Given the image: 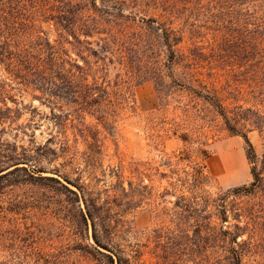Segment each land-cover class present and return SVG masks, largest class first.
Wrapping results in <instances>:
<instances>
[{
	"label": "rangeland",
	"instance_id": "rangeland-1",
	"mask_svg": "<svg viewBox=\"0 0 264 264\" xmlns=\"http://www.w3.org/2000/svg\"><path fill=\"white\" fill-rule=\"evenodd\" d=\"M80 2L74 38L47 19L59 0H0V13L22 6L35 20L30 32L65 42L80 65L90 62L88 82L73 90L0 82V165L19 156L31 171L114 200L125 221L123 238L143 246L148 264L157 262L149 236L184 229L176 203L193 199L212 213L225 210L231 224L241 217L254 245L244 263L264 264V0ZM159 24L176 31L175 52ZM85 30H93L92 37L85 38ZM205 95L220 98L237 131ZM243 134L255 149L254 164ZM253 166L261 187L250 195L233 192L251 185ZM24 176L1 181L0 264L36 262L33 246L62 252L71 264H93L72 250L93 240L77 236L64 191L54 181L21 183ZM21 202L24 208L12 214ZM19 229L26 242L17 251L11 239Z\"/></svg>",
	"mask_w": 264,
	"mask_h": 264
},
{
	"label": "trees",
	"instance_id": "trees-1",
	"mask_svg": "<svg viewBox=\"0 0 264 264\" xmlns=\"http://www.w3.org/2000/svg\"><path fill=\"white\" fill-rule=\"evenodd\" d=\"M74 1L59 0L58 6H50L54 9L48 10L50 16L47 19L55 20L63 30L73 33L76 38L74 31L78 23L77 16L83 9L81 6L83 2ZM23 11L24 8L17 4L16 7L4 8L0 13V82L8 87L16 83L23 87H41V89L70 87L72 90L88 82L89 75L86 72L90 70V62L84 60L85 66L80 65L71 57L70 51L64 45L65 42L53 44L48 37L41 35L43 31L30 32L32 28L30 23H34L35 20L26 16ZM159 26L162 31L161 38L172 52H175L173 46L178 43L172 35L176 31L163 24ZM92 32L93 30H85L83 35L85 38L92 37ZM66 41L73 45L68 39ZM78 42L81 43V40ZM84 43L91 44L88 40ZM92 52L95 53L93 50ZM93 80L95 81V78ZM203 97L217 109L229 129L232 132L237 131L220 98L217 95ZM243 137L249 148L248 159L254 164L257 159L255 149L248 136L243 134ZM12 159L10 164L0 165V197L6 186L1 181L8 175L24 172L26 178L21 183L29 185L44 186L40 181H54L59 185L60 190L64 191L66 204L72 206L67 211L70 214L68 216L70 221L74 222L73 228L77 236L93 240L92 244L79 243L72 250L88 257L93 264H148L144 259L143 246L139 243L132 244L123 238L120 228L125 221L123 222V217L116 212L114 200L112 202L110 199L103 201L95 198L78 183H71L77 188L74 190L57 178L42 176L43 170L38 172L29 170L24 166L27 162L19 156ZM252 174L254 181L249 187L237 188L233 192L250 195L259 189L263 178L256 166H253ZM143 187L152 191L151 187ZM221 201L225 204V198H221ZM1 204L0 199V207ZM13 207L11 213L19 214L24 208V203L21 202ZM176 207L183 211L180 214L176 212V215L184 219V229L181 226H175L176 229L167 227L154 230L149 236V240L154 244L156 264H245L244 261L253 252L254 245L251 238L246 237L248 226L242 225L241 217L236 218V222L231 224L225 210L223 214L212 213L209 205H200L198 199H193L182 206L176 203ZM19 230H15L18 232L15 238L11 239L12 242L14 241L15 250L20 246L21 241L26 242L22 231ZM30 248L32 250L29 255L38 257L32 264H71L63 258L65 255L62 252L50 255L38 251L34 246Z\"/></svg>",
	"mask_w": 264,
	"mask_h": 264
}]
</instances>
